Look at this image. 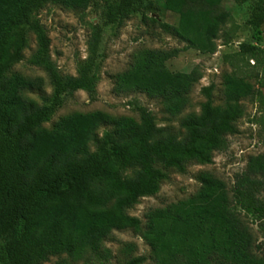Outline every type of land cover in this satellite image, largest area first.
<instances>
[{
	"label": "trees",
	"instance_id": "obj_1",
	"mask_svg": "<svg viewBox=\"0 0 264 264\" xmlns=\"http://www.w3.org/2000/svg\"><path fill=\"white\" fill-rule=\"evenodd\" d=\"M92 1L0 0V236H6L0 264H43L62 255L56 264H69L87 258L88 252L107 261L112 253L102 247V240L113 230L124 229L145 240L155 264H264V254L254 252L252 229L241 214L250 212L254 221L264 220V153L248 157L244 170L234 174L230 190L222 179L203 170L197 173L200 187L195 193L149 209L143 227L139 218L126 212L140 197L158 191L167 170L182 172L190 161L208 164L214 151L225 149L226 135L237 131L235 121L243 115L240 101L258 100L264 105V79L254 88L243 76L224 73L223 105L212 102L213 83L203 86L205 101L198 113L181 118V133L158 126L145 108L138 120L95 110L73 112L51 128L43 126L64 95L82 90L95 98L102 28L92 25L88 54L78 63L76 75H61L50 56L47 31L35 13L46 2L85 11ZM103 2L106 25H120L137 11L136 0ZM221 2L165 0V8L178 13L179 20L176 26H160L186 47L212 54L215 40L222 36L227 44L235 31L224 29L230 12L222 9ZM23 26L36 42L29 62L43 68L53 86L42 104L23 95L41 90V77L6 73L22 59ZM263 43L264 29L257 28L252 41L240 43L233 53V65H249L254 59L253 68L261 67ZM176 54L177 49H139L129 67L115 74L114 93H144L160 99L171 116L178 115L202 73L197 66L187 72L170 71L166 63ZM100 127L108 128L97 137ZM91 142L96 143L93 151ZM127 165L138 168L123 176ZM133 248L132 244L121 248L122 264L146 260L144 255L132 256Z\"/></svg>",
	"mask_w": 264,
	"mask_h": 264
},
{
	"label": "rangeland",
	"instance_id": "obj_2",
	"mask_svg": "<svg viewBox=\"0 0 264 264\" xmlns=\"http://www.w3.org/2000/svg\"><path fill=\"white\" fill-rule=\"evenodd\" d=\"M165 0H136L137 11L125 18L120 25L104 24L105 7L103 0H93L85 11L66 8L60 4L46 2L35 15L47 31L50 39V56L61 75H76L77 65L88 54V41L92 32V25L98 24L102 28L99 42L98 75L96 96L90 99L85 91L78 90L63 96L61 105L55 110L48 122L43 124L51 128L62 116L73 112H90L100 110L111 115L132 116L136 120L140 117V109L145 108L151 112L158 126H167L174 133H181V118L191 112L198 113L200 104L205 101L201 88L210 83L214 84L212 102L214 105H223V80L224 73H235L243 76L254 88H259L260 80L264 79V63L261 67L253 68L242 63L234 66L233 53L238 50L242 42L252 41V36L257 28L264 29V0H222L221 7L230 12V18L224 26L225 31L235 30L232 40L223 44L220 36L215 40L216 50L212 54L201 53L198 50L186 47V43L166 32L160 23L176 26L179 14L167 10ZM263 8V9H262ZM151 19L155 20L153 22ZM258 21V25L253 23ZM23 41L22 59L13 62L6 73H19L27 78L41 77L44 85L41 90L24 91L27 98L36 100L39 104L52 95L53 86L46 71L29 62L30 56L36 48L34 34L27 26L20 31ZM264 44V43H263ZM142 48L177 49V54L167 61L170 71H190L197 66L202 77L194 85L189 101L185 108L176 116L168 114L158 98L148 97L141 92L126 91L115 94L113 91L114 76L116 73L129 67L133 54ZM254 60V59H253ZM264 60V58H263ZM262 93L264 87H262ZM264 95V93H263ZM243 115L235 121L237 131L226 135V147L212 153V161L200 164L190 161L182 172L169 169L167 179L164 180L153 195L140 197L126 212L140 219L142 227L145 222V213L152 208L164 207L170 203L185 199L195 193L200 183L197 173L208 171L222 179L230 190L235 173L241 172L250 155L264 153V105L258 100L242 99ZM108 127H100L97 137ZM96 149V143H90V150ZM136 165H127L122 170L123 176L131 175ZM248 221L254 238V252L264 254V220L254 221L250 212L241 211ZM6 236H0V249ZM125 244H132L131 255H144L146 260L142 264H155L150 253V247L145 240L132 229L113 230L102 240V247L108 248L112 258L103 260L91 252L87 258L70 262L69 264H122L125 255L120 251ZM61 257H50L43 264H56Z\"/></svg>",
	"mask_w": 264,
	"mask_h": 264
},
{
	"label": "built area",
	"instance_id": "obj_3",
	"mask_svg": "<svg viewBox=\"0 0 264 264\" xmlns=\"http://www.w3.org/2000/svg\"><path fill=\"white\" fill-rule=\"evenodd\" d=\"M250 61H251L252 64L254 63V61L252 59Z\"/></svg>",
	"mask_w": 264,
	"mask_h": 264
},
{
	"label": "water",
	"instance_id": "obj_4",
	"mask_svg": "<svg viewBox=\"0 0 264 264\" xmlns=\"http://www.w3.org/2000/svg\"><path fill=\"white\" fill-rule=\"evenodd\" d=\"M263 93H264V90H263Z\"/></svg>",
	"mask_w": 264,
	"mask_h": 264
}]
</instances>
